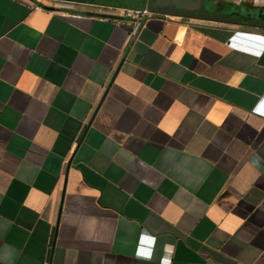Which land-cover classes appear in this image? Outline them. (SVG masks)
Here are the masks:
<instances>
[{
  "label": "crops",
  "instance_id": "crops-1",
  "mask_svg": "<svg viewBox=\"0 0 264 264\" xmlns=\"http://www.w3.org/2000/svg\"><path fill=\"white\" fill-rule=\"evenodd\" d=\"M144 1L0 0V264H264V0Z\"/></svg>",
  "mask_w": 264,
  "mask_h": 264
},
{
  "label": "water",
  "instance_id": "water-1",
  "mask_svg": "<svg viewBox=\"0 0 264 264\" xmlns=\"http://www.w3.org/2000/svg\"><path fill=\"white\" fill-rule=\"evenodd\" d=\"M92 1L98 6L105 8H114V9H127V10H135L144 12L147 10V5L144 0H87ZM164 12L172 15L182 16V17H190V18H200L211 21H235V19L224 17L223 11L217 12L215 15L212 14H204V13H192L188 11H178L174 8H166L161 9ZM104 17L119 19L117 16L103 15ZM255 25L264 27V21L254 22ZM243 36L247 39H253L255 36L243 34Z\"/></svg>",
  "mask_w": 264,
  "mask_h": 264
},
{
  "label": "built area",
  "instance_id": "built-area-1",
  "mask_svg": "<svg viewBox=\"0 0 264 264\" xmlns=\"http://www.w3.org/2000/svg\"><path fill=\"white\" fill-rule=\"evenodd\" d=\"M122 11V15L126 18H129L130 20L133 21L134 26H133V33L136 34L141 25V18L142 15H144L145 13H147V10L144 12H140V11H135V10H127V9H121ZM264 38L259 37V36H255V38L253 39H247L243 36V33H236L231 39H230V45L232 47L241 49V50H245L254 54H261V52L259 51V48L264 47ZM139 251H141L142 246L140 245L139 247Z\"/></svg>",
  "mask_w": 264,
  "mask_h": 264
},
{
  "label": "clouds",
  "instance_id": "clouds-1",
  "mask_svg": "<svg viewBox=\"0 0 264 264\" xmlns=\"http://www.w3.org/2000/svg\"><path fill=\"white\" fill-rule=\"evenodd\" d=\"M150 239L154 242L156 238L155 237H151ZM164 248H165L166 253L168 254V257L164 259L163 264H171L170 257L174 253V245L165 244ZM147 253H148L147 255H144V254H142V252L138 251L137 255L140 258L150 260L152 258L151 251H148Z\"/></svg>",
  "mask_w": 264,
  "mask_h": 264
},
{
  "label": "rangeland",
  "instance_id": "rangeland-1",
  "mask_svg": "<svg viewBox=\"0 0 264 264\" xmlns=\"http://www.w3.org/2000/svg\"><path fill=\"white\" fill-rule=\"evenodd\" d=\"M107 10H113V11H119V12H121V9H114V8H107Z\"/></svg>",
  "mask_w": 264,
  "mask_h": 264
},
{
  "label": "snow or ice",
  "instance_id": "snow-or-ice-1",
  "mask_svg": "<svg viewBox=\"0 0 264 264\" xmlns=\"http://www.w3.org/2000/svg\"><path fill=\"white\" fill-rule=\"evenodd\" d=\"M142 254L147 255L148 253H147V251H142Z\"/></svg>",
  "mask_w": 264,
  "mask_h": 264
}]
</instances>
